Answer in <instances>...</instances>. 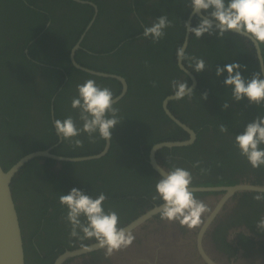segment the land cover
Here are the masks:
<instances>
[{"label": "trees", "instance_id": "obj_1", "mask_svg": "<svg viewBox=\"0 0 264 264\" xmlns=\"http://www.w3.org/2000/svg\"><path fill=\"white\" fill-rule=\"evenodd\" d=\"M53 1L0 0V165L4 170L22 156L47 149L58 142L49 116L52 96L56 94L53 101L54 120H63L72 115L77 119V126L81 127L78 110L71 108L72 98L78 95L77 84L93 79L101 87L111 89L114 96L121 89L119 81L84 73L70 62V49L91 16L89 6L58 0L59 3H70V6L87 12L77 28L67 29L64 20L55 23L54 17L57 15L53 6H50L55 3ZM92 1L101 8L97 0ZM188 3L189 0H157L153 2L154 7L150 8L146 2L150 16L158 18L165 14L172 21L173 26L164 29L166 35L158 43L153 44L150 38L134 37L142 31L140 21L145 26L150 24L146 23L139 9L134 11L137 25L131 29H124V21L133 9L124 13L116 12V16L103 22L104 28L106 25L115 31L108 42L100 46L91 45L84 38L75 53L76 62L92 70L120 75L127 82V93L115 104L124 119L112 129L111 146L104 157L77 163L62 162L60 169L54 168L55 160L35 158L27 162L13 178L11 192L22 234L24 260L30 247L29 237L48 238V241L55 243V247L68 244L66 236L70 228L63 219L67 209L61 206L58 198L73 187L83 189L85 194L93 198L103 192L107 197L104 207L118 213L120 226L138 217L142 212H137L138 209L143 210L151 202L161 203L152 200L156 194L155 180L159 177L149 165L148 154L155 143L185 140L188 137L186 132L169 120L162 109L163 99L174 92L170 82L182 74L176 59L177 50L183 42L184 24L191 11L186 7ZM199 19L193 16L191 26L195 27ZM47 21H51V25L39 35ZM97 23V20L94 21L91 27ZM48 45L53 46L55 53L51 56L56 58L49 56ZM259 47L264 57V45ZM84 49L94 53L89 54ZM185 52L203 58L206 68L200 73L189 68L198 80L190 99L193 106L188 102L189 98L185 97L169 102L168 107L183 123L196 131L198 137L192 145L163 148L158 155L165 151L182 152L185 155L195 149L201 135L209 127L213 130L212 134L218 135L219 125L225 124L228 132L235 136L242 133L247 123L256 116H264V103L249 105L246 98L233 102L231 88L223 85L227 73L219 77L215 74L217 66L223 68L232 62L247 66L241 70L245 78L260 71L250 41L231 31L225 33L223 38H217L215 33L211 36L205 33L197 39L190 34ZM39 63L44 65L39 66ZM184 64L188 67L187 60ZM35 75H39L40 81L34 80ZM185 81L190 84L188 78ZM205 91L208 93L207 99L200 100ZM225 100H228L229 108L222 111L221 104ZM194 107L197 110L193 111ZM76 139L83 141L82 147H75L64 140L54 146L51 152L69 157L87 156L98 153L104 146V140L98 135L95 143L89 142L86 133H81ZM229 141L233 143V148L214 155V160L231 164L238 158L239 151L234 139L230 138ZM221 151L217 149V152ZM212 183L216 182L203 184ZM198 184L201 183L193 182L192 185ZM259 184L264 185V182ZM27 239L29 246L26 244Z\"/></svg>", "mask_w": 264, "mask_h": 264}, {"label": "clouds", "instance_id": "obj_2", "mask_svg": "<svg viewBox=\"0 0 264 264\" xmlns=\"http://www.w3.org/2000/svg\"><path fill=\"white\" fill-rule=\"evenodd\" d=\"M186 7L192 13L203 12L195 27L185 22L187 32L199 39L203 34L209 36L215 33L217 38H223L225 33L234 32L249 37L257 46L264 45V0H189ZM49 25V24H48ZM172 21L163 14L154 19L151 26L143 27L142 38H150L153 44L158 43L166 35L164 29L172 27ZM178 61H188V68L196 73L206 68L203 58L188 55L181 49L177 50ZM264 62V57H260ZM246 65L236 62L228 63L223 68L217 66V77L227 73L223 80L226 88H231V100L240 102L247 99L249 105L264 103V78L261 72H253L250 78L241 75ZM171 87L173 98L177 101L185 97L191 99L194 90L186 81L173 79ZM153 82V87H155ZM78 95L71 100V108L78 110V120L82 126H77V119L68 115L63 120L56 119L53 125L56 135L61 141L68 140L75 147H82L83 141L76 139L81 133H86L90 143L96 142L97 135L104 141H112V129L124 118L119 115L120 109L115 107L118 101L108 87H101L93 79H88L76 85ZM207 91L201 94L200 100H206ZM115 101V102H114ZM229 108L228 100L221 104V110ZM221 133H227L225 124L219 125ZM234 144L239 154L244 157L253 169L264 166V116H256L244 128V131L234 137ZM201 161L193 162V168H200ZM159 179L155 184L153 201H161L159 216L162 221L178 223L187 229L199 228L210 212L208 205L195 196L192 190L193 175L190 170L173 165L169 170L158 167ZM209 169L200 168V174H207ZM59 203L67 211L63 219L68 223L70 238L77 240H94L98 249H103L106 257L128 249L135 240L132 229L125 230L119 226V216L115 210L105 209L107 199L103 192L95 198L85 194L83 189L73 187L66 195L59 196ZM256 201H264V194L253 197ZM259 232H264V217L256 223Z\"/></svg>", "mask_w": 264, "mask_h": 264}, {"label": "flooded vegetation", "instance_id": "obj_3", "mask_svg": "<svg viewBox=\"0 0 264 264\" xmlns=\"http://www.w3.org/2000/svg\"><path fill=\"white\" fill-rule=\"evenodd\" d=\"M85 1L96 6L97 12L95 13L96 8L89 3L70 0V3L75 2L80 5L89 6L88 11L91 13V16L80 35L84 33L92 18H94V21L97 20L98 22L97 25L92 28L93 21L89 29L85 32L81 43L84 38H87L86 41L91 45L100 46L103 42H108L109 39L113 37L115 31L106 25L104 28L102 24L116 16V12L124 13L133 9V12L126 21L122 19L125 24V30L131 29L137 25V19H134L135 9H139L140 12L143 13L146 23L148 24H152L153 20L156 19L147 13L146 2L150 8H153V2L157 0H145L144 2L142 0H97L101 8L92 0ZM53 2L55 3H51L50 6H53L55 15H57L54 17L55 23L64 20L63 24L67 29H69L68 27L77 28L87 14L84 9L74 8L70 6V3L62 4L59 3L58 0H54ZM150 24L149 26H151ZM50 25L51 21H47L44 29L39 35ZM139 26H141L142 31L134 35L136 39H140L143 35V27H145V24L140 21ZM84 50L89 52V54L94 53L87 49ZM47 52L49 56L55 53L52 45H48ZM176 64L178 67L177 59ZM182 64L190 71L183 61ZM43 65V63H39V66ZM192 74L196 77L194 73ZM186 78L190 80V78L182 72V74L177 76L176 80L185 81ZM34 80L40 81L39 75H35ZM188 102L193 106L190 99H188ZM207 102L209 103L208 100ZM192 110L195 111L197 108L194 107ZM212 131V128L209 127V130L201 135L199 139L200 143L195 146V149L192 150V152L188 151L185 153L187 156L182 154V152L165 151L159 155L157 152V160L160 165L167 168V170L171 168L167 165H175L190 170L193 175V182L201 183L192 185L194 187H226L243 183L258 185L259 182H264V166L253 169L247 160L239 153L238 158L233 160L231 164L223 160H214V155L223 154L226 150L228 152L233 148V143L230 141L228 142V139H234L235 136H232L229 132H219V134L216 135L212 134ZM194 132L196 133L197 139L198 133L196 131ZM218 148L220 151L223 149V151L217 152ZM197 160L202 162L200 168L209 169L207 174L202 175L200 174V168L192 167L193 162ZM220 179L221 181L219 182ZM156 182L157 179L155 180V184ZM207 182L216 183L203 184ZM225 194V191L195 192V196L203 200L210 209L205 221L209 218L210 214L216 210V206L219 202L221 203L220 209L213 215L212 222H209L206 227V232H204L203 235L200 234V231L205 226V221L199 228L187 229L175 222L168 223L162 221L158 212L152 215V217L141 226L132 230L136 238L132 245L123 252H117L111 257H106L104 250L97 248L84 253L66 255L59 261V264H264V232H259L255 224L261 217H264V201H256L253 199L255 195L264 193L242 190L231 194L229 197H226ZM156 205L159 204L157 202H151L147 207L142 208L143 210L138 209L137 212L142 211L138 216L151 210ZM105 209L112 208L108 207ZM127 224L128 223H123L121 227H125ZM26 233L27 230L25 229L24 235H26ZM167 235H170L171 238L165 239ZM66 237L68 238V244L66 246L70 245L69 247L62 244H58L55 247V243L48 241V238L38 239L35 236L29 237L30 247L25 255V264H56L59 258L66 252L82 249L95 243L94 240L81 241L70 238L69 234ZM162 237H165V240ZM41 238H43V235ZM26 244L29 246L28 239ZM59 248H62V250L59 251Z\"/></svg>", "mask_w": 264, "mask_h": 264}, {"label": "water", "instance_id": "obj_4", "mask_svg": "<svg viewBox=\"0 0 264 264\" xmlns=\"http://www.w3.org/2000/svg\"><path fill=\"white\" fill-rule=\"evenodd\" d=\"M78 1L81 3H89L93 5L92 3L85 1V0H74ZM94 6V5H93ZM96 8V6H94ZM97 12V8L95 9V13ZM198 16L199 18H203V13H192L190 11L186 22L192 25V18L193 16ZM94 18L90 21V23L87 25L85 31L83 34L80 35L79 39L77 42L72 46L70 49L69 53V59L71 64L78 70L99 76V77H104V78H112L120 82L121 84V89L118 95L115 96V101H120L125 94L127 93L128 90V85L126 80L117 74H112V73H107V72H101V71H96L92 70L89 68H86L84 66H81L78 64L75 60V53L78 49H80V43L84 37L85 32L89 29L91 24L93 23ZM234 33V32H233ZM189 32L185 29L184 37H183V42L182 45L180 46V49L182 51L186 50V47L189 42L190 38ZM244 38H246L248 41L251 42L254 50H255V55L258 61L259 65V70L261 72L262 78H264V62L260 61V57H262L260 47L257 46V44L252 41L249 37L240 35ZM178 67L179 69L188 76L191 80L190 87L194 89L197 86V79L196 77L189 71L187 70L184 65L182 64V61H178ZM56 95V94H55ZM55 95L51 98V106H50V114L49 116L51 117V121L53 123L54 121V109H53V101L55 98ZM175 99L173 98V94H170L166 96L163 101H162V109L163 112L166 114V116L172 121L173 124L177 125L179 128L184 130L187 134L188 137L185 140H173V141H161L158 143H155L149 150L148 154V162L151 168L159 175L158 167H161L165 170L167 168L163 167L160 165L159 161L157 160L156 154L163 148H176V147H185L192 145L195 142L196 139V133L194 132L193 129H191L187 124L183 123L180 121L177 116H175L168 108V104L171 101H174ZM114 101V102H115ZM60 138L58 137V142L54 144L53 146L44 149V150H36L33 152H30L21 158H19L13 165L7 169L4 170L1 165H0V264H25L24 260V250H23V240L21 239L22 234H21V229L19 225V220H18V215L16 212L15 208V203L13 201L12 197V192H11V184L13 178L19 173V170L30 160L35 159V158H49L52 160H55V167L56 169H60L61 163L62 162H72V163H77V162H85V161H92V160H98L102 157H104L111 146V142L109 141H104V146L101 151H99L96 154L93 155H87V156H76V157H69V156H61L57 155L53 152H51L52 148L56 146L60 142ZM192 189L194 192L197 191H225L226 197H229L231 194L242 191V190H247V191H255L258 193H264V185H250V184H236L233 186H226V187H194ZM221 207V203L216 206V210L213 211L209 218L205 221V226L201 229L200 234L203 235L204 232H206V227L208 226L209 222H212V217L213 215L218 212ZM160 211V208L158 205H156L154 208H152L149 211H146L144 214H141L133 219L131 222H129L124 228L125 230L129 229H135L141 226L145 221H147L149 218L152 217V215L157 214ZM163 239L165 237H162ZM171 238L170 235H167L165 239ZM164 239V240H165ZM163 240V241H164ZM97 249L96 244H91L90 246L84 247L82 249H78L72 252H66L63 254L58 262L56 264H59V261L66 255H74V254H79V253H84L87 251H92ZM204 254L203 252H201ZM213 264V263H212Z\"/></svg>", "mask_w": 264, "mask_h": 264}]
</instances>
